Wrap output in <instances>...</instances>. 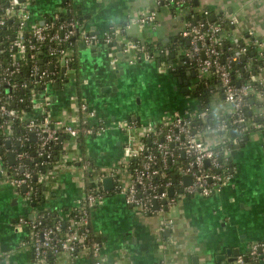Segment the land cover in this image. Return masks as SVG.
I'll list each match as a JSON object with an SVG mask.
<instances>
[{
	"label": "crops",
	"instance_id": "crops-1",
	"mask_svg": "<svg viewBox=\"0 0 264 264\" xmlns=\"http://www.w3.org/2000/svg\"><path fill=\"white\" fill-rule=\"evenodd\" d=\"M23 1L29 5L26 32L69 7L83 20V28L88 32L101 33L111 25L123 28L130 23L126 37L157 44L174 41L186 22L182 15L173 16L155 0ZM191 1L197 14L207 10L211 18L219 13L227 19L232 18L229 41L248 42L246 37L250 36L264 43V0ZM147 10L157 13L152 27L140 28L131 22L137 14ZM165 38L167 42L163 41ZM69 50L75 62L67 68L57 64L61 80L53 82V78L48 77L30 84L27 89L32 92L30 109L24 113V118L41 117L46 95V112L54 126L69 123L79 115L76 96L85 100L96 118L110 127L99 135L82 134L79 141L62 134L60 144L48 158L42 156L40 160L33 150L37 142L33 131L26 130L24 142H13L4 135L0 142V169L5 164L15 163V146L23 143L32 148L28 160L34 157L37 161L38 158V167L48 163L37 174L41 207L61 219L84 195L85 175L89 173L87 181L98 184L102 190L100 202L90 210L91 233L108 264H236L235 259L244 256L251 244H264V135L261 132L236 134L230 129L229 147L224 152L229 166L220 170L229 173V178L220 190L208 196L186 195L176 185L173 202L153 214L143 215L125 203L115 190L113 176L108 174L114 170L115 176L124 181L127 178L126 170L121 167L125 135L113 126L115 123L128 120L145 125L200 107L209 109L212 117L231 113V105L215 89L216 85L206 95L202 107L201 100L196 97V75L193 77L191 72L186 69L183 72L180 67L172 69L175 62L166 53L163 55L167 59L163 61L154 55L149 60L130 63L127 55L120 59L117 46L88 47L76 40ZM110 52L117 56L113 65ZM51 65L54 70L55 64L41 60L44 69L48 66L51 71ZM176 72L181 73L182 80L189 75L190 91L178 81ZM254 112L259 115L264 108H256ZM139 133L137 131L136 139ZM197 137L214 146L221 139L215 130L200 131ZM107 176L112 181L108 188L102 182ZM187 177L184 183L190 181L188 177L185 182ZM22 186L18 189L9 183L0 184V264H33L32 250L25 242L28 228L20 224L18 218L30 217L35 210L32 202L24 198L26 187ZM88 261L87 252L79 251L75 257L60 254L54 264H88Z\"/></svg>",
	"mask_w": 264,
	"mask_h": 264
},
{
	"label": "built area",
	"instance_id": "built-area-1",
	"mask_svg": "<svg viewBox=\"0 0 264 264\" xmlns=\"http://www.w3.org/2000/svg\"><path fill=\"white\" fill-rule=\"evenodd\" d=\"M155 1L156 4L167 7L170 3L182 5L186 0ZM8 3V6L0 14V29L5 25L6 18L9 15L16 19L18 28L10 44L14 49L11 57L16 67L0 71V86L1 83H9V76L17 70L18 63L24 59L26 52H29L31 60H35L41 44L46 46V53L54 58V62L50 61L52 64L57 63L67 68L72 61L69 50L70 42H68L72 37H76V40L88 47H94L98 44L107 45L112 42L114 43L111 45L112 48L120 45V49L117 48L118 51L121 56L127 55L126 60L130 63L149 60L154 56L143 50L133 39L126 37V28L130 23L125 24L123 28L111 25L101 33H90L82 28L78 21L72 19L60 22L55 29H52L51 23L43 22L29 28L28 33L31 38L25 41L23 33L26 31V24L29 19V5L26 1L20 0H8ZM201 13L208 14V11L203 10ZM189 15L194 17V20L186 21L181 32V35L188 40V49L182 52L185 60L179 62V67L186 64L187 66L184 68L189 73L193 72L199 80L215 78L217 80L215 89L231 105V113L237 115L233 122L242 121L244 117L239 112L247 105L248 99L264 101V43L254 38L250 44L255 51L254 60H259L255 69L251 70L253 58L246 56L248 48L244 45L239 46L237 39L230 41L233 44L231 53L222 58V43L225 40V35L219 25L220 22L204 20L198 16L199 14H194V10ZM156 16L157 13L154 10H147L137 14L131 19V22L138 24L140 28L152 27L156 23ZM53 18H58V13H55ZM218 20H220L219 17ZM228 21L232 23V18H229ZM164 52L168 53L167 49ZM109 56L110 64L113 65L117 56L111 52ZM244 57L246 63L243 65V69L247 72V79L243 83L235 82L234 69L231 65ZM177 65L172 64V69L179 68ZM48 73L44 68L39 71V64L33 62L29 69L30 80L23 87L29 89L32 82L37 83L43 78H48ZM36 76L37 79L34 78ZM11 86L14 87L15 84L12 83ZM30 93H32L31 90ZM32 97L31 95L30 100L33 103ZM43 99V111L39 119H25L24 113H20L4 104L0 105V116L8 117L10 120L16 118L24 122L26 130L33 131L36 136L37 153L45 156V158L50 155V152L47 151L49 146L60 141L62 134L73 138L77 137L79 133L99 135L110 127V125L101 123L96 118L94 110L88 107L86 101L76 96L74 99L80 117L77 115L69 123L56 127L46 112L45 107L47 106L48 97L44 95ZM259 117L261 120L258 122L247 120L241 126L240 132L249 134L255 130L264 135V112L260 113ZM199 120L201 123H199ZM1 126L5 138H10L9 135L12 134L13 129L9 120H4ZM113 126L121 129L125 135L121 167L126 172L128 171L129 161L138 158L146 150L143 138L150 134L158 135L161 129L165 128L162 141L156 144L160 158L157 167L153 166L155 155L148 152L145 154V160L141 166L127 172L125 181L115 176L114 170L108 172L115 180L116 192L123 197L125 203L131 205L143 215L162 211L164 207L173 202V194L177 193L173 184L175 182L180 187L182 194L208 196L212 192L220 190L229 178V173L220 172L221 164L218 161V151L214 145H208L197 137L198 132L208 130H215L219 133L221 137L219 143H223L227 137L228 126L225 119L211 117L207 108H199L193 111L186 110L181 114L175 113L158 122L145 125H139L135 121L122 120ZM137 131L140 132L138 139H136ZM173 145H175L176 151L187 158V161L184 165H177L175 174L178 179L175 175V182L167 178L163 182L156 183L153 181L156 176L160 179L166 177V162L174 157V153L170 148ZM27 157L26 152L15 151V174L18 172L20 174L6 177L4 176V169L1 168L0 184L9 183L15 187L24 185L26 187L24 198L30 200L32 187L29 185V181L32 176H37L39 171L34 172L28 166L30 164L28 159L22 161L23 158ZM204 161H207V166L204 165ZM187 176L190 177V181L184 183V177ZM170 187L173 188L171 196L168 195ZM93 190L97 193H84L82 198L75 204L74 212L67 211L64 219H57L52 225L42 226L41 215L37 211H34L28 219L24 216L18 218V222L25 224L28 228V237L25 242L32 250L33 264H48V254H52L56 259L60 254L75 257L79 251H86L87 255L92 257L93 264H108L101 255L100 244L90 234L88 227L90 210L96 207L102 198V194L98 192L100 190L98 184H94ZM154 202L156 206L153 205ZM62 222H64V228L61 226ZM247 255L252 259L253 264H264V244L258 242L251 244L244 256L239 255L235 259L236 264H249L244 259Z\"/></svg>",
	"mask_w": 264,
	"mask_h": 264
},
{
	"label": "trees",
	"instance_id": "trees-1",
	"mask_svg": "<svg viewBox=\"0 0 264 264\" xmlns=\"http://www.w3.org/2000/svg\"><path fill=\"white\" fill-rule=\"evenodd\" d=\"M8 0H0V14L4 11V9L8 6ZM161 6V5H160ZM169 12L174 16L175 14L178 15H182L183 19L185 21H192L194 20V17H190V12H193V2L191 0H186L182 5H174L173 3H170L169 5H167L166 7ZM194 14H196V12H194ZM198 15V14H197ZM11 15H9V17L6 18V22L5 25L0 29V71L3 69H11V68H15L16 66L13 63L11 54L13 53L14 49L10 46L11 41L14 38V35L17 32V22L16 19ZM199 17H201L204 20H207L209 22H220V27L222 29V32L225 35V40L222 43V58L229 55L231 53L232 50V43L228 40V35L230 33L231 30V24L229 23L227 17H223L222 14H214L213 18L209 17V12L208 14H203L200 13L198 15ZM218 17L220 18V20H218ZM76 20L78 21V23H80L82 25L83 28V20L81 18L78 17V15H76L72 8L69 7V9L67 10H60L58 12V18L54 19L53 16L51 15L50 17H47L46 20L44 21L45 23H51L52 25V29H55V27H57V25L62 22V21H66V20ZM13 36V37H12ZM23 37L26 40H29L31 38L30 34L28 32H24L23 33ZM248 42H244L243 40L240 39V43L239 46L244 45L248 48L246 56L247 57H252L253 60L251 61V70H254L255 67L257 66V64L259 63V60H254L255 59V51L253 50V47L251 44V42L253 41L254 37H246ZM133 41L137 42L142 48L143 50L147 51L148 53L152 54V55H156L155 58H159L160 61H163L165 59H167V57H165L163 54L165 53L164 50L167 49L168 53V57H170V54H172L173 56L170 57L172 58L173 62H175L174 64H178L177 66L179 67V62L182 60H185L184 54H182V52H184L185 50L188 49V44L186 43L185 37H183L181 35V33H179L176 37V39L170 40L168 43L166 44H157L156 42H143L141 43V41L139 39H133ZM70 42V46L73 47V45H75L76 43V37H72L71 39H69ZM69 44V43H68ZM67 44V46H69ZM229 47H231V49H229ZM39 60H42V62L45 63H51L54 62V58H52L51 56H49L46 53V46L44 44L40 45L39 51L36 54L35 60H31L29 57V52L25 53L24 59L20 60L18 63V67L17 70L14 71L10 76H9V83H1L0 86V105L4 104L6 106H9L10 108H13L17 111H19L20 113H25L28 112L30 109V104H29V97H30V90H26L25 87H23L24 84H28L29 80H30V76H29V69L30 66L33 62H35L37 65L39 64ZM51 61V62H50ZM75 59L74 57H72V61L70 62V67L74 65ZM246 63V58H242L239 59V61L237 63H233L231 65L232 69H234V73L233 76L235 78V82L238 81L240 83H243L246 81L247 79V72L243 69V65ZM56 67L54 70L48 71V66L45 68L46 71H48V75L49 78H53L52 81H56V80H61V71L60 68L57 67V63H55ZM185 66H187L186 64L181 66L180 65V69L184 72L185 70ZM43 68V67H42ZM197 78V77H196ZM43 80V79H42ZM12 83L15 84L14 87H12ZM217 84V80L215 78H211V79H202L199 80L197 79V92H196V97L199 98L201 100V106H204V102H205V98L206 95H209L210 89H214V85ZM205 95H202V94ZM263 107L264 108V101H260V100H252V99H248L247 100V105L245 107H243V109L239 112L244 119L242 121H236L233 122L234 119L237 117L236 114L234 113H228L226 115H223L221 117H215L216 119H225L227 126H228V130H227V138L224 140L223 143H218L217 145H215V149L218 151V161L221 164V169L223 170L226 167L229 166V160L228 158L225 159V150L229 147V131L230 129H232L236 134L240 133V128L243 124H245V122L247 120H255V121H260V117L258 114H256L254 112V109L256 108H260ZM201 108V107H200ZM208 114L210 115L209 109H208ZM80 117V115H78ZM211 116V115H210ZM212 117V116H211ZM8 119L10 122V126L13 129V132L11 135H9L10 139L13 142H17V140H20L21 142H24V133L26 132V127L24 122L19 121L16 118L13 119H9L8 117L5 116H0V142H2L3 138H4V134L1 132L3 130V127L1 126V124L4 122V120ZM215 120V119H214ZM199 123H201V121L199 120ZM213 123V122H212ZM165 131V128H162L160 133L158 135H152L150 134L147 137L143 138V142L144 145L146 147V150H144L142 152V154H140L138 156V158L136 159H131L129 161V166H128V171L127 172H131L134 168L141 166V164L144 162L145 160V154L148 152H151L155 155V164L153 166L157 167L159 165V153L156 149V144L162 141V136H163V132ZM235 134V135H236ZM82 134L79 133V135L76 137V139L79 141L81 140L80 137ZM67 136V135H65ZM244 136V138L246 137V135H242V137ZM80 138V139H79ZM60 144V141H58L55 144H51L49 146V148L47 149L48 152H53L54 149L56 148V146H58ZM171 151L174 153V157H172V159L168 160V162H166L167 164V168L165 169V173H166V177L160 179V177H155L153 179V181H155L156 183H160L163 182L164 180H166L167 178L172 179L171 177L174 175H176V167L177 165H184L187 161V158L182 156L181 153H179V151H176V147L175 145L171 146ZM15 151H24L26 152V154L28 155L27 158H23L22 161H26L27 159H29V157L31 156V149L30 147L26 146L25 144H19L17 146L14 147ZM37 149H38V143L36 142V144L33 147V150L35 152V154L38 155L37 153ZM39 160L42 159V155H38ZM38 158L37 161L34 160V157L31 158V160L29 161V167L32 168V170L34 172L36 171H40L42 172L43 169H45L48 166V163H42V165H40V167H38ZM167 161V160H166ZM15 164L12 165H8L5 164L3 165V169H4V176L6 177H12L14 175H18L20 174L19 172L17 174H15ZM18 170V168H17ZM89 173L87 175H85V192L84 193H97L95 190H93V186L94 183L92 182H88V178H89ZM177 177V175H176ZM178 179V177H177ZM173 181V180H172ZM175 182V181H173ZM174 184V189L177 190L176 185L177 183H173ZM29 185L32 187V194L30 195V201L33 204V208L35 211H37V213H39L41 216V222H42V226H49L52 225L53 222H55L57 219H60V216L56 215H52L51 212H48L47 210H44L41 207L42 204V195H41V190H40V183L38 181L37 176L34 178V176L31 177L30 181H29ZM19 189V187H17ZM116 190V189H115ZM100 194H102V190L98 191ZM75 206V205H74ZM74 206L71 207L70 209H68L67 211L70 212H74ZM26 219H28V216H24ZM89 217H90V213H89ZM90 222V221H89ZM88 222V227L90 229V234L91 233V228H90V223ZM62 228H64V222H62L61 224ZM245 261L249 264H253L252 259L247 255L246 257H244ZM88 264H93V259L90 255H88ZM47 262L48 264H54V256L52 254H48L47 255ZM258 262V260H257Z\"/></svg>",
	"mask_w": 264,
	"mask_h": 264
},
{
	"label": "water",
	"instance_id": "water-1",
	"mask_svg": "<svg viewBox=\"0 0 264 264\" xmlns=\"http://www.w3.org/2000/svg\"><path fill=\"white\" fill-rule=\"evenodd\" d=\"M20 1H23V0H20ZM210 18H211V16H210ZM90 33H93V31H90ZM13 37V36H12ZM140 41H141V43L143 42V40L142 39H140ZM164 42H167L168 41V38H165L164 40H163ZM160 43H161V41H160ZM187 43H188V40H187ZM114 43L112 42V43H108L107 44V46L110 48V46L111 45H113ZM117 48L118 49H120V45H118L117 46ZM121 53L120 52H118V55H119V57L121 56L120 55ZM171 57L173 56V55H170ZM120 59H122V57H120ZM158 62V61H157ZM52 68V65L50 66V69ZM62 69V68H61ZM42 70V66H41V60H39V71H41ZM52 70V69H51ZM63 70V69H62ZM27 73H29V72H27ZM180 72H176L175 73V75L177 76V79H178V81L179 82H183V84L186 86L185 87V90L186 91H190V87L187 85L188 84V78H189V75H187L186 76V78L187 79H185V80H182L181 79V76H180ZM191 76H193L194 77V73L193 72H191V74H190ZM35 79H37V76L36 77H34ZM45 80H47V78H45ZM26 90L28 89V88H25ZM184 90V89H183ZM232 130H231V134H232ZM61 139V138H60ZM10 157H11V155H10ZM204 163L205 164H207V161H204ZM36 177V175H34V178ZM172 180L174 181L175 179H174V175L172 176ZM186 180L187 181H185V182H188V177L186 178ZM102 182H103V184H104V187H106V188H108V187H110L111 185H112V181H111V178L109 177V176H107V177H104L103 179H102ZM23 187V189H24V185L22 186ZM172 193H173V191H172V188H169L168 189V195L169 196H171L172 195ZM153 205L155 206V202L153 203Z\"/></svg>",
	"mask_w": 264,
	"mask_h": 264
}]
</instances>
